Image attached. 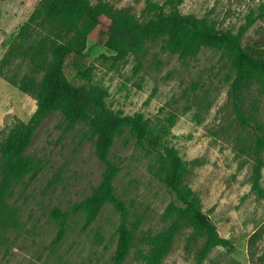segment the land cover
I'll list each match as a JSON object with an SVG mask.
<instances>
[{
  "label": "rangeland",
  "instance_id": "rangeland-1",
  "mask_svg": "<svg viewBox=\"0 0 264 264\" xmlns=\"http://www.w3.org/2000/svg\"><path fill=\"white\" fill-rule=\"evenodd\" d=\"M104 1L148 19L146 0ZM41 3L0 5V143L36 112L35 93L21 87L29 82L36 89L52 62L51 41L64 42L56 25L32 21ZM179 9L219 30L244 29L250 47L264 25V0H183ZM259 50L264 56V47ZM64 70L75 85L106 89L107 106L121 117L140 119L147 138L138 142L130 127L116 134L109 161L116 169L110 183L117 204L104 200L88 225L86 207L101 201L110 168L98 158L88 124L69 130L61 113L48 116L25 152L42 170L13 187L9 203L18 211V226L0 232V264H114L124 212L134 245L123 264H143L139 253L148 246L142 240L169 234L176 221L181 225L161 264H264V196L252 187L256 138L235 112V70L225 50L202 46L195 55L173 53L161 38L149 41L145 53L116 62L105 45L89 41L82 56L66 59ZM242 91V111L264 135V85L255 82ZM169 148L185 164L184 185L232 244L214 247L202 261L206 237L195 234L186 206L164 183ZM170 205L181 213L173 220L165 217Z\"/></svg>",
  "mask_w": 264,
  "mask_h": 264
},
{
  "label": "trees",
  "instance_id": "trees-1",
  "mask_svg": "<svg viewBox=\"0 0 264 264\" xmlns=\"http://www.w3.org/2000/svg\"><path fill=\"white\" fill-rule=\"evenodd\" d=\"M1 2L2 0L0 5ZM182 2L183 0H167L165 4H160L156 0H146L145 14L148 19L142 21L128 8H116L104 0H99L96 4H92L91 0H42L32 16V21L40 18L56 25L57 37L64 42L51 41L49 49L52 62L36 89H33L29 82L21 87L26 93H35L36 112L27 123L15 124L0 143V232L18 226V211L9 203L13 187L27 176L35 179L41 172L40 163L26 156L25 152L44 120L56 112L64 117L69 130L78 124L89 125L92 136L97 139V156L110 168V173L105 177L106 186L98 194L102 198L101 201L97 200L86 207L87 224L96 219L104 200L109 199L117 204L110 183L116 169L109 161L116 134L123 127H130L137 135L138 142L142 143L147 138V131L140 119L121 117L107 106L106 89L91 85L78 86L68 79L64 70L66 59L72 54L82 56L89 41L105 45L114 53L116 62L124 60L130 54L145 53L149 41L161 38L166 41V49L173 53L195 55L202 46L225 50L232 58L235 70L231 86L235 112L240 123L251 129L256 138V146L253 149L255 168L252 187L260 196H264L261 187L264 165L263 128L251 124L241 108L242 90L255 82L264 85V56L259 50L264 47V25L261 35L254 39L255 43L250 47L243 41L244 29L235 34L229 30H219L194 16L183 15L179 9ZM166 5H169V8ZM259 17L264 23V9ZM26 29L27 26H24L22 32ZM163 166L166 173L165 185L176 194L177 200L186 206L189 213L186 219L191 222L195 234L206 237L200 261L214 247L231 248V242L220 237L213 221L203 212L197 195L184 185L185 164L176 149H168ZM180 214V210L170 205L165 217L173 220ZM180 225L181 223L176 221L169 234L147 236L142 240L148 246L145 251L139 253L143 264L162 263ZM118 234L117 251L113 260L114 264H123L134 245V235L128 228L125 212Z\"/></svg>",
  "mask_w": 264,
  "mask_h": 264
}]
</instances>
